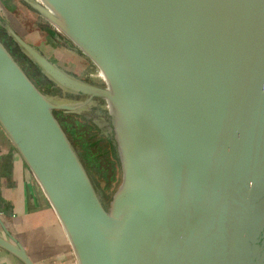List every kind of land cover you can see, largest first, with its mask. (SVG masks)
<instances>
[{
	"label": "water",
	"instance_id": "95a60500",
	"mask_svg": "<svg viewBox=\"0 0 264 264\" xmlns=\"http://www.w3.org/2000/svg\"><path fill=\"white\" fill-rule=\"evenodd\" d=\"M20 1L103 76L67 73L0 19L78 99L42 92L0 41V127L76 263L264 264V0ZM93 105L107 112L122 177L108 207L54 115ZM0 225V250L34 264Z\"/></svg>",
	"mask_w": 264,
	"mask_h": 264
},
{
	"label": "crops",
	"instance_id": "0c3cea01",
	"mask_svg": "<svg viewBox=\"0 0 264 264\" xmlns=\"http://www.w3.org/2000/svg\"><path fill=\"white\" fill-rule=\"evenodd\" d=\"M0 19L50 61L69 49L55 28L20 0H0ZM0 220L34 264H77L53 209L1 127ZM0 235H6L1 225ZM0 264L20 263L0 250Z\"/></svg>",
	"mask_w": 264,
	"mask_h": 264
},
{
	"label": "rangeland",
	"instance_id": "374dc122",
	"mask_svg": "<svg viewBox=\"0 0 264 264\" xmlns=\"http://www.w3.org/2000/svg\"><path fill=\"white\" fill-rule=\"evenodd\" d=\"M18 32L20 31L18 30ZM57 33L60 37H63L62 34L59 32ZM0 41L4 46H6L1 38ZM66 41L68 46H72L68 40ZM65 50L60 55L53 58L52 61L55 62V64L67 73L83 81L95 84L102 83L101 80L91 77L92 75H96L100 72H98L97 68L89 60L82 56L77 50ZM17 62H19L22 68H24L26 75L38 88L36 83V77H38L36 75L37 71L35 69L33 70L30 63L23 57H18ZM39 86L41 87L42 92L60 100H68L71 102L78 100L72 96L65 95L60 90H51L44 79H42V82H39ZM95 107L96 106L93 105L82 112L87 114V118L91 119V121L96 125L98 130L94 131L85 129L84 127L82 129L80 126L81 121L77 117H69L65 115L61 116L60 114V122L57 118L59 111H54V115L63 130L65 125V127L67 126L66 130L73 133V138L79 148V151H77L78 155L81 157V161L85 162V165L89 170L88 174L91 177V180H93L105 206L108 207L113 194L117 191L121 184L122 177L116 150L114 149V157L108 153L107 143L114 146V138L109 123L105 118H103L104 116H108L107 112L105 113V110L103 111V108L100 107V109L98 108L101 111L99 113Z\"/></svg>",
	"mask_w": 264,
	"mask_h": 264
},
{
	"label": "trees",
	"instance_id": "16d2710c",
	"mask_svg": "<svg viewBox=\"0 0 264 264\" xmlns=\"http://www.w3.org/2000/svg\"><path fill=\"white\" fill-rule=\"evenodd\" d=\"M0 38L4 41V44L6 45V49L12 54V56L17 60L18 57H23L25 58L28 62H30L19 50V48L17 47V45L12 41V39L7 35L5 29L0 25ZM59 39L65 43L67 42L66 39L64 37H59ZM31 63V62H30ZM32 64V63H31ZM34 66V65H33ZM35 67V66H34ZM36 68V67H35ZM24 69V68H23ZM37 72L40 73V71L38 69H36ZM39 77V78H38ZM38 77H36V83L38 85V88L41 90V87L39 86V82H42V79H44L46 81V83L48 84V86L50 87L51 90H55L56 88L54 87L53 83H51L50 81H48L41 73L40 75H38ZM39 81V82H38ZM42 91V90H41ZM45 93V92H44ZM46 94V93H45ZM98 104H101L100 101H97ZM97 104V105H98ZM98 112L100 113L101 111L98 109V107H95ZM65 116H69V117H77L80 121L81 124L80 126L85 128V129H89V130H98L96 125L94 124V122L91 121V119H88L87 116L82 115V114H65ZM63 125V124H62ZM67 126L65 127L64 125V131L67 134V136L69 137L70 141L72 142L74 148L76 149V151H79V148L77 146V143L75 142L74 138H73V133L68 132L67 130ZM107 140V139H105ZM108 145V153L109 155H111L112 157L115 156V146L111 145L110 143H107ZM114 155V156H113ZM81 159V157H80ZM82 160V159H81ZM82 163L84 164L86 170L89 172V170L87 169L85 162L82 161ZM120 166V165H119ZM93 181V180H92Z\"/></svg>",
	"mask_w": 264,
	"mask_h": 264
},
{
	"label": "flooded vegetation",
	"instance_id": "af4514ba",
	"mask_svg": "<svg viewBox=\"0 0 264 264\" xmlns=\"http://www.w3.org/2000/svg\"><path fill=\"white\" fill-rule=\"evenodd\" d=\"M67 44H68V43H67ZM29 63H30V62H29ZM30 65L32 66L33 70H34V69L36 70V68L33 66V64L30 63ZM36 71H37V70H36ZM36 75L38 76V75H40V73L37 72ZM60 114H61V116H64V115H65L63 112H60V111H59V112H58V115H57V118L59 119V121H60V118H61V117H60ZM60 122H61V121H60Z\"/></svg>",
	"mask_w": 264,
	"mask_h": 264
},
{
	"label": "bare ground",
	"instance_id": "6f19581e",
	"mask_svg": "<svg viewBox=\"0 0 264 264\" xmlns=\"http://www.w3.org/2000/svg\"><path fill=\"white\" fill-rule=\"evenodd\" d=\"M91 77H94V78H99V79H103V76L101 73H98L96 75H92ZM97 80V79H96Z\"/></svg>",
	"mask_w": 264,
	"mask_h": 264
}]
</instances>
